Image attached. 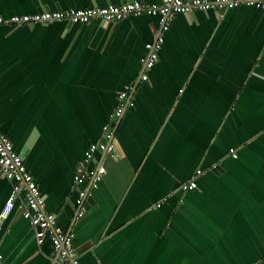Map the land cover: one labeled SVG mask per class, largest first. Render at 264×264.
Masks as SVG:
<instances>
[{
	"label": "crops",
	"instance_id": "obj_1",
	"mask_svg": "<svg viewBox=\"0 0 264 264\" xmlns=\"http://www.w3.org/2000/svg\"><path fill=\"white\" fill-rule=\"evenodd\" d=\"M135 1L164 2L0 0V17ZM158 35L147 15L0 26V131L25 150L81 264H264V7L176 15L147 68ZM129 85L134 107L115 125L114 156L96 157L105 174L77 219L75 169ZM10 194L0 175V214ZM0 252V264H57L18 201Z\"/></svg>",
	"mask_w": 264,
	"mask_h": 264
},
{
	"label": "built area",
	"instance_id": "obj_2",
	"mask_svg": "<svg viewBox=\"0 0 264 264\" xmlns=\"http://www.w3.org/2000/svg\"><path fill=\"white\" fill-rule=\"evenodd\" d=\"M239 6L253 8L264 7V0H164L161 4L140 2L109 4L104 7L84 9H69L66 11H42L29 15L13 16L10 19L0 17V26L12 25H42L49 23H68L70 25H85L93 20L106 23L119 22L130 17L143 15L157 17L159 35L157 40L146 45L149 51L146 67L150 68L157 60V53L164 42L163 34L168 32L170 24L178 14H188L192 11L207 12L211 10L224 12ZM142 80H147L142 76ZM134 86H126L117 96V105L109 116L108 123L102 127L100 139L90 145L84 152L82 161L77 165L72 188L76 189V218L84 214L85 203L90 191L96 189L103 179L105 169L96 163L97 156H114L115 125L122 118L127 108L134 107L131 95ZM231 157H237L231 149ZM94 164V166H92ZM215 169V167H213ZM196 174L201 175V171ZM0 175L11 185V194L6 202L5 210L0 214V232L2 224L16 201L22 206V215L33 230L37 244L48 239L57 256V264H81L74 247L75 234L57 225L56 217L45 211V200L33 176L25 167L21 156L15 151L12 142L0 131ZM197 189L195 181L183 183L180 190L190 192ZM160 205H157L159 207ZM1 259V252H0Z\"/></svg>",
	"mask_w": 264,
	"mask_h": 264
},
{
	"label": "water",
	"instance_id": "obj_3",
	"mask_svg": "<svg viewBox=\"0 0 264 264\" xmlns=\"http://www.w3.org/2000/svg\"><path fill=\"white\" fill-rule=\"evenodd\" d=\"M69 25H70V24H69ZM26 147H28V145H26ZM20 156H21L22 159L24 158V156H25V150H23V151L20 153ZM90 198H91V195H89V196L87 197L86 202H88V201L90 200ZM75 212H76V208H75Z\"/></svg>",
	"mask_w": 264,
	"mask_h": 264
}]
</instances>
